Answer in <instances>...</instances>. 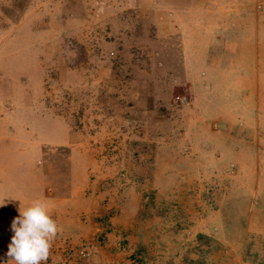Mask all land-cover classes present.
Returning <instances> with one entry per match:
<instances>
[{"label":"rangeland","instance_id":"374dc122","mask_svg":"<svg viewBox=\"0 0 264 264\" xmlns=\"http://www.w3.org/2000/svg\"><path fill=\"white\" fill-rule=\"evenodd\" d=\"M0 198V264L33 200L46 264H264V0H0Z\"/></svg>","mask_w":264,"mask_h":264},{"label":"clouds","instance_id":"9594fccd","mask_svg":"<svg viewBox=\"0 0 264 264\" xmlns=\"http://www.w3.org/2000/svg\"><path fill=\"white\" fill-rule=\"evenodd\" d=\"M4 203V198H0V205ZM11 229L14 235L7 252L11 260L15 264H46L52 241L60 231L48 205L33 200L24 208L19 207V216L13 219Z\"/></svg>","mask_w":264,"mask_h":264},{"label":"crops","instance_id":"0c3cea01","mask_svg":"<svg viewBox=\"0 0 264 264\" xmlns=\"http://www.w3.org/2000/svg\"><path fill=\"white\" fill-rule=\"evenodd\" d=\"M112 249V247H110V250ZM113 251V250H112ZM115 253H118V254H120V256H121V250H119V251H117V252H112V253H108L109 254V256L111 257V261H112V259L113 258H115L116 256H115ZM117 260V259H116ZM106 262H109V261H106ZM105 262V263H106ZM106 264H108V263H106Z\"/></svg>","mask_w":264,"mask_h":264}]
</instances>
